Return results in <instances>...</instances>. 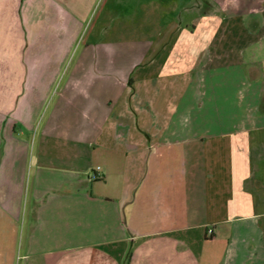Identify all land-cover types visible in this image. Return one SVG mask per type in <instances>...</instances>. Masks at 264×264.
<instances>
[{
    "label": "crops",
    "instance_id": "0c3cea01",
    "mask_svg": "<svg viewBox=\"0 0 264 264\" xmlns=\"http://www.w3.org/2000/svg\"><path fill=\"white\" fill-rule=\"evenodd\" d=\"M0 264H264V0H0Z\"/></svg>",
    "mask_w": 264,
    "mask_h": 264
},
{
    "label": "rangeland",
    "instance_id": "374dc122",
    "mask_svg": "<svg viewBox=\"0 0 264 264\" xmlns=\"http://www.w3.org/2000/svg\"><path fill=\"white\" fill-rule=\"evenodd\" d=\"M148 1H150V0H148ZM213 7V6H212ZM213 10H215V8L213 7ZM150 23H152V24H155L156 25V21H154V20H148V25H150L151 26V24ZM90 26V25H89ZM150 29L151 28H149V31H150ZM122 38H129V39H139L140 37H138V36H136V37H132V36H127V37H113L112 39H114V40H120V39H122Z\"/></svg>",
    "mask_w": 264,
    "mask_h": 264
},
{
    "label": "built area",
    "instance_id": "2783aa9c",
    "mask_svg": "<svg viewBox=\"0 0 264 264\" xmlns=\"http://www.w3.org/2000/svg\"><path fill=\"white\" fill-rule=\"evenodd\" d=\"M100 170V168H98V171ZM208 235H209V237H213V235H214V231L212 230V229H210L209 231H208Z\"/></svg>",
    "mask_w": 264,
    "mask_h": 264
}]
</instances>
